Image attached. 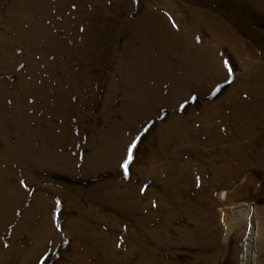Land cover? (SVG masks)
Returning <instances> with one entry per match:
<instances>
[{"label": "rangeland", "instance_id": "obj_1", "mask_svg": "<svg viewBox=\"0 0 264 264\" xmlns=\"http://www.w3.org/2000/svg\"><path fill=\"white\" fill-rule=\"evenodd\" d=\"M42 257L264 264V0H0V264Z\"/></svg>", "mask_w": 264, "mask_h": 264}, {"label": "snow or ice", "instance_id": "obj_2", "mask_svg": "<svg viewBox=\"0 0 264 264\" xmlns=\"http://www.w3.org/2000/svg\"><path fill=\"white\" fill-rule=\"evenodd\" d=\"M132 3L137 4L138 0H132ZM73 7H75V5H73ZM165 15H167V14H165ZM172 27H176V25L173 24ZM81 31H83V29H81ZM197 42H199V41H197ZM21 67H23V65H21ZM223 71L225 72V76H224L225 81L229 84L232 83L233 78H234V73H233L232 67L229 65V63L227 61H224V63H223ZM221 87L222 86L219 83H217L213 88H210L209 91H211L212 95L215 96L220 91ZM182 99H183V102H180L179 100L177 101L178 108L180 110H184L188 104L195 103L197 101V96L189 94L188 96H184ZM27 102L29 104H31L33 101L28 100ZM8 103L11 104V101L9 100ZM147 131H148V127H144L143 131L137 130V134H135L134 136L131 137L130 142L126 146L125 152H124L122 159H121V162L119 164L120 169L124 173L125 179L129 178V174H130L129 173V166L132 165L133 161L136 159L135 151L138 147V144H139L141 138L144 136V134ZM19 187L21 189H23L25 191V193L29 196L34 194V191L33 192L28 191V185L26 184V182L24 180L19 181ZM141 191L143 192L144 189H141ZM59 205H60V201L57 200L56 201V210L52 213V224L54 226V231L57 233H59L61 231V226L57 222ZM152 206L155 207L156 205L153 204ZM17 215H19V213H17ZM64 243H68V242L64 241ZM4 247H7V245H4ZM116 247L119 248L120 245L117 244ZM43 260H44V257L41 258V264H43Z\"/></svg>", "mask_w": 264, "mask_h": 264}, {"label": "bare ground", "instance_id": "obj_3", "mask_svg": "<svg viewBox=\"0 0 264 264\" xmlns=\"http://www.w3.org/2000/svg\"><path fill=\"white\" fill-rule=\"evenodd\" d=\"M224 194H225V193H224ZM240 209H241V208L237 207L235 210H236L237 212H239ZM246 210H247L248 215H249L250 218H251V217H252V213H253V209H252V207H251L250 205H248V206H246ZM251 236H252L251 233H249V235H248V237H247V240H250V238H252ZM245 253H247V251H246Z\"/></svg>", "mask_w": 264, "mask_h": 264}]
</instances>
